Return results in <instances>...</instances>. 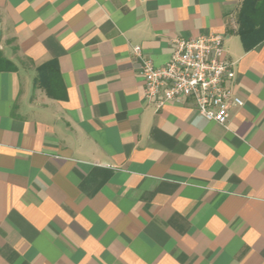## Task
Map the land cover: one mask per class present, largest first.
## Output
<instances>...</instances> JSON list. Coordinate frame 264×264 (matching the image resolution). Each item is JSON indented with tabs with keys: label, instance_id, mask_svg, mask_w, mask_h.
I'll return each mask as SVG.
<instances>
[{
	"label": "crops",
	"instance_id": "crops-1",
	"mask_svg": "<svg viewBox=\"0 0 264 264\" xmlns=\"http://www.w3.org/2000/svg\"><path fill=\"white\" fill-rule=\"evenodd\" d=\"M242 0H0V264H264V42ZM220 34L226 126L157 109L132 47ZM55 62L54 97L35 84Z\"/></svg>",
	"mask_w": 264,
	"mask_h": 264
},
{
	"label": "built area",
	"instance_id": "built-area-1",
	"mask_svg": "<svg viewBox=\"0 0 264 264\" xmlns=\"http://www.w3.org/2000/svg\"><path fill=\"white\" fill-rule=\"evenodd\" d=\"M223 43L224 37L213 33L175 38L169 61L159 67L139 47H132L144 98L157 109L191 103L203 119L225 127L230 109L243 103L230 87L233 63L226 58Z\"/></svg>",
	"mask_w": 264,
	"mask_h": 264
},
{
	"label": "trees",
	"instance_id": "trees-1",
	"mask_svg": "<svg viewBox=\"0 0 264 264\" xmlns=\"http://www.w3.org/2000/svg\"><path fill=\"white\" fill-rule=\"evenodd\" d=\"M237 34L244 51H250L264 42V0H242L236 15ZM14 66L0 53V72L13 71ZM60 79L55 62H48L37 69L35 84L44 87L48 95H54Z\"/></svg>",
	"mask_w": 264,
	"mask_h": 264
}]
</instances>
